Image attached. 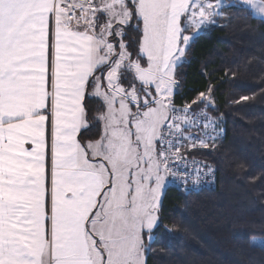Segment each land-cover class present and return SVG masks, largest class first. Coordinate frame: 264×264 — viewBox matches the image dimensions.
Wrapping results in <instances>:
<instances>
[{
  "label": "crops",
  "instance_id": "1",
  "mask_svg": "<svg viewBox=\"0 0 264 264\" xmlns=\"http://www.w3.org/2000/svg\"><path fill=\"white\" fill-rule=\"evenodd\" d=\"M84 23H71L53 0H0V264H104L108 250L127 259L134 241L141 239L142 250V233L158 224L160 205L156 226L148 227L149 179L116 181L99 152L106 97L113 100L114 130L122 127L120 103L130 122L129 111L137 109L115 62L91 86L106 106L102 136L79 142L88 81L104 66L102 44L114 45L105 25Z\"/></svg>",
  "mask_w": 264,
  "mask_h": 264
},
{
  "label": "trees",
  "instance_id": "2",
  "mask_svg": "<svg viewBox=\"0 0 264 264\" xmlns=\"http://www.w3.org/2000/svg\"><path fill=\"white\" fill-rule=\"evenodd\" d=\"M128 5L129 23L113 26L108 40L116 46L114 56L120 42L128 54L119 84L143 96L145 87L128 68L134 60L146 64L139 54L142 22ZM114 62L112 57L88 81L87 127L78 135L82 145L102 136L106 106L91 94V86ZM173 76L172 106L209 110L223 121L226 135L195 151L214 168L212 186L189 193L170 185L164 189L158 224L142 233L144 264H264V20L229 1L190 42Z\"/></svg>",
  "mask_w": 264,
  "mask_h": 264
},
{
  "label": "rangeland",
  "instance_id": "3",
  "mask_svg": "<svg viewBox=\"0 0 264 264\" xmlns=\"http://www.w3.org/2000/svg\"><path fill=\"white\" fill-rule=\"evenodd\" d=\"M180 1L96 0L84 19V25L91 29L105 25L104 35L112 36L111 27L129 23L133 13L131 6L128 5L130 3L136 17L142 22L143 35L139 54L146 64L142 65L139 60H134L130 62L128 68L136 80L145 87L144 95L139 96L132 88L133 91L129 92L127 98L137 108L133 111L129 109L134 121L133 119L129 121L124 105L120 103L117 117L122 127L115 130L109 123L114 120L111 106L113 100L106 97L110 111L104 119L105 135L99 152L108 159L106 161L110 164L116 181L122 177H132L134 180L142 177L145 180L149 179L152 202L149 229H153L157 224V214L154 210L160 205L164 189L169 185L167 172L159 162V152L153 143L157 140L170 113L176 109L171 102L176 90L173 76L175 67L184 61V52L190 42L213 23L214 17L221 14V9L227 6L229 1H240L251 10L254 17L264 20V0H183L182 6L177 8ZM180 11L182 12L178 17L176 13L179 14ZM117 34L120 38L121 34L119 32ZM102 48V65L109 63L113 57L121 69L128 59L124 44L120 42L118 56H114L115 45L104 42ZM170 49L171 52L176 49L174 55H168ZM116 70L117 68L113 69L108 77L109 85L115 82ZM149 87H152L156 94L153 95L147 89ZM203 98L209 103L207 96ZM150 104L154 106L149 107ZM141 107H146L145 111L140 110ZM194 110L213 114L206 109ZM140 247L141 239L136 243L134 241V249L129 250L127 259L116 255L115 250H108L107 260H103L104 264H144L145 256Z\"/></svg>",
  "mask_w": 264,
  "mask_h": 264
},
{
  "label": "built area",
  "instance_id": "4",
  "mask_svg": "<svg viewBox=\"0 0 264 264\" xmlns=\"http://www.w3.org/2000/svg\"><path fill=\"white\" fill-rule=\"evenodd\" d=\"M62 3L73 24L83 21L95 0H53ZM223 121L207 111L181 107L173 110L156 140L159 162L167 172L169 185L182 192H199L214 184L213 166L195 154L222 140Z\"/></svg>",
  "mask_w": 264,
  "mask_h": 264
}]
</instances>
